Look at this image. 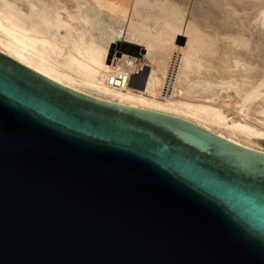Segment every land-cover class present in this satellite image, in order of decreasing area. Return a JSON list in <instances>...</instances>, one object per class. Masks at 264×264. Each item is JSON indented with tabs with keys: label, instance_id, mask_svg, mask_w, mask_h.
Listing matches in <instances>:
<instances>
[{
	"label": "water",
	"instance_id": "1",
	"mask_svg": "<svg viewBox=\"0 0 264 264\" xmlns=\"http://www.w3.org/2000/svg\"><path fill=\"white\" fill-rule=\"evenodd\" d=\"M0 264H264V152L0 51Z\"/></svg>",
	"mask_w": 264,
	"mask_h": 264
},
{
	"label": "bare ground",
	"instance_id": "2",
	"mask_svg": "<svg viewBox=\"0 0 264 264\" xmlns=\"http://www.w3.org/2000/svg\"><path fill=\"white\" fill-rule=\"evenodd\" d=\"M96 1L0 0V51L74 90L104 100L125 102L130 106L178 116L237 144L264 152V146L261 145L264 142V85L261 86L264 83V32L257 25H264V0H193L195 9L220 21L218 31L224 34L221 42L226 47L225 51L221 55H208V59L225 65L220 64L222 67L218 68L209 63L214 71L206 73L207 78L210 81L218 74L225 73L228 77H235L231 78L232 83L244 85L236 96L225 92L226 97L232 98L228 100L229 104H214L211 99L194 102L195 99L191 101L192 99L173 95V87L166 95L163 92L164 84L157 79V69L155 71L152 65L147 64L146 57L141 53V63L131 68L124 62L131 55L124 50H119L116 54V50L110 47L106 56L83 33L85 30L77 29L75 24L81 19L88 21V24L82 25L84 28H92V25L98 23L94 4ZM122 1L125 3L129 0ZM80 2L86 4L88 13L75 9V4ZM47 5H50L49 9L55 15L56 24L71 20L65 22L64 26L62 23L65 31L63 34L50 32L45 27V17L42 15L47 11ZM224 20L228 22L223 24ZM177 40L179 44L185 41L181 36ZM187 45L188 43L182 46V51L175 50L172 54L175 64L185 74L193 71V68L194 71L199 70L197 65L204 59L197 49L187 51ZM137 50L144 51L139 45ZM133 68H137V72L126 74L128 78L125 83L115 85L117 81L109 82L110 75L121 70L129 72ZM202 73L199 72L201 75ZM217 77L220 80V76ZM212 83L213 86L217 85ZM223 83L225 84V80ZM260 86L263 87L262 91Z\"/></svg>",
	"mask_w": 264,
	"mask_h": 264
},
{
	"label": "rangeland",
	"instance_id": "3",
	"mask_svg": "<svg viewBox=\"0 0 264 264\" xmlns=\"http://www.w3.org/2000/svg\"><path fill=\"white\" fill-rule=\"evenodd\" d=\"M172 1L138 0L136 2V0H129L124 3L122 0H97L94 4L96 5L98 23L92 25V28H86L87 26L84 28L82 25L88 24V21L81 19L80 21L77 20L78 24L76 22L77 26H75L77 29L85 30L83 33H86L85 35L94 41L97 48L105 52L106 56L109 54L110 47L114 48V50L117 49V47L115 48L117 40H124L139 45L144 51L138 52L137 50L136 53L130 54L129 58L134 61V64L131 66L141 63L139 57L143 54L146 57L145 62L150 64V66L152 65L155 71L157 69V79L164 84L163 92H166V95L172 91L173 87L175 88L172 93L173 95L192 99L191 101L195 99L194 102H197V100L199 102L204 100L209 101L211 99V102L214 104H229L230 101L228 100L231 97H226L225 92L236 96L244 85L232 83L231 78L235 79V77H228L225 73L217 75L220 76V80L215 76L213 77L214 79H210V82L207 78L208 74H206L214 71L208 65L209 63L218 68L221 66L220 64L222 66L225 65L221 62L216 63L213 59H208V55L209 57H212L214 53H216L215 55H221L226 48L222 45L223 42H221L224 39V34L218 31L220 21H216L209 15L202 13L201 10L195 9L193 7V0ZM49 8L50 5H47V11L42 15L45 17V27L50 32L63 34L65 32L64 23L71 22V20L62 22L63 26H61L62 23L59 24L60 22L56 24L54 20L55 15ZM75 9L79 10V12L85 11L88 13L85 3L80 2L75 4ZM28 19L30 20L31 17H28ZM227 22L224 20L223 24ZM36 24L38 25V22ZM257 25L264 32V25L261 23ZM251 26H253V23ZM180 36L185 39V44L188 43L187 51L191 50L192 52V50L195 51L197 49L198 54L201 53L200 56L204 58L197 65L200 71L195 70L200 73L203 72L202 75L199 72L196 73L194 68L193 71L186 72L185 74L184 70L175 64L172 54L175 50L182 51L184 48L182 46H185L184 43H177V39ZM127 66L131 68V66ZM148 66L145 67L147 68ZM208 69H210L209 72ZM215 71L218 70L215 69ZM223 80H225V84ZM212 82L217 85L213 86ZM227 82L232 84L229 85ZM205 85H208L210 89L208 90V87H205ZM263 85L264 83L261 86ZM165 88L166 91H164ZM262 89L263 87L260 88L261 91ZM261 145L264 146V142H261Z\"/></svg>",
	"mask_w": 264,
	"mask_h": 264
},
{
	"label": "built area",
	"instance_id": "4",
	"mask_svg": "<svg viewBox=\"0 0 264 264\" xmlns=\"http://www.w3.org/2000/svg\"><path fill=\"white\" fill-rule=\"evenodd\" d=\"M125 64L131 66L133 65L134 61L131 58L128 59H124ZM134 71V72H132ZM137 72V68H133V70H129V72H126L125 70H121L119 72H117L116 74L110 75L109 77V82L112 83V81H117V83H115V85H121L123 83L126 82L129 74L132 73H136Z\"/></svg>",
	"mask_w": 264,
	"mask_h": 264
}]
</instances>
